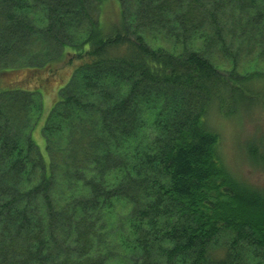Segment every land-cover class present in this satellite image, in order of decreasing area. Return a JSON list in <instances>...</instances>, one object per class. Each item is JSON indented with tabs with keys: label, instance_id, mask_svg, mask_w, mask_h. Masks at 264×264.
<instances>
[{
	"label": "trees",
	"instance_id": "trees-1",
	"mask_svg": "<svg viewBox=\"0 0 264 264\" xmlns=\"http://www.w3.org/2000/svg\"><path fill=\"white\" fill-rule=\"evenodd\" d=\"M230 37L264 42V0H0V264H264V188L212 121L264 96L202 46Z\"/></svg>",
	"mask_w": 264,
	"mask_h": 264
},
{
	"label": "rangeland",
	"instance_id": "rangeland-1",
	"mask_svg": "<svg viewBox=\"0 0 264 264\" xmlns=\"http://www.w3.org/2000/svg\"><path fill=\"white\" fill-rule=\"evenodd\" d=\"M116 14V10L111 8L110 15L112 16L110 20L107 19L109 26L115 20L114 15ZM114 19V20H113ZM147 40L153 45L155 44V37L159 36L158 29H152V31H146ZM161 38V36H159ZM162 39V38H161ZM169 40V39H168ZM165 46L174 47L173 41L170 43L169 41L163 42ZM229 45L227 47L229 49L223 48L222 45L219 44H202V46H206L207 52L210 55V59L214 61L215 65L220 70L232 71L235 58L238 59L237 69L241 73L245 72H264V42L260 40L253 41L246 39H240L234 37L233 39L230 37L228 41ZM211 46V47H210ZM181 46H178L180 49ZM51 48V45L42 40L37 39L36 44L33 49L35 53H45L42 54L44 57L52 56L50 52H48ZM205 49V50H206ZM32 53V54H35ZM56 91L49 92L47 95H43V100H45L44 106V115L39 121L38 126L34 130L33 134L37 144L40 145L41 151L43 155L48 159L46 151V144L44 139V134L42 133V128L45 125L46 118L51 112V108L53 107L56 99H59L60 94ZM224 93L229 94L228 90H225ZM212 121L218 123L219 129L221 131L222 136V147L226 158H229L232 162H238L239 167L242 169L243 174L247 179L251 180L260 188H264V150L263 153L257 156L252 155V150L255 147L261 146L264 148V96L257 97V104L251 106L249 109L243 110V115L240 118H231L226 116L225 118H218L214 116ZM53 155H55L59 160V165L62 167L65 166L66 162L71 161V154L67 145L64 143L58 144L53 150ZM60 185L58 187L56 198L58 197L60 200L64 199L66 196V187L63 182V178H60ZM115 236L114 231L107 230L102 231V243L97 242L98 248H102L103 250L109 249L112 251L111 256L115 254V257H119L122 253L120 251V244L117 243L116 240H113ZM60 240L63 239L62 236L59 237ZM58 239V241H60ZM76 242L73 241L72 247H75Z\"/></svg>",
	"mask_w": 264,
	"mask_h": 264
}]
</instances>
